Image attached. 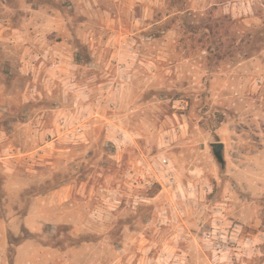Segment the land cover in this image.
I'll return each instance as SVG.
<instances>
[{"label": "rangeland", "instance_id": "1", "mask_svg": "<svg viewBox=\"0 0 264 264\" xmlns=\"http://www.w3.org/2000/svg\"><path fill=\"white\" fill-rule=\"evenodd\" d=\"M1 236L5 264H264V0H0Z\"/></svg>", "mask_w": 264, "mask_h": 264}, {"label": "crops", "instance_id": "2", "mask_svg": "<svg viewBox=\"0 0 264 264\" xmlns=\"http://www.w3.org/2000/svg\"><path fill=\"white\" fill-rule=\"evenodd\" d=\"M36 216H37V212H35V209H32L24 218H23V222L25 224H35L37 219H36ZM18 221V219L14 218V219H11L8 221V225L9 224H13V223H16ZM7 247H8V242L5 238V236H1V239H0V264H5L6 263V250H7ZM27 247H33V251L31 253V255H29V261L32 263H35V258H36V252L37 251V248H36V245L34 242L32 241H27V242H24L22 244H20L18 247H17V255H16V264H19V262H21L20 258H21V254L23 251H26L29 253V251L27 250Z\"/></svg>", "mask_w": 264, "mask_h": 264}, {"label": "trees", "instance_id": "3", "mask_svg": "<svg viewBox=\"0 0 264 264\" xmlns=\"http://www.w3.org/2000/svg\"><path fill=\"white\" fill-rule=\"evenodd\" d=\"M221 149L219 150V152L217 154H215V152L213 150V154L215 155V157H216L217 161L219 162V164L221 165V167H223V165H224V159H223V156H222Z\"/></svg>", "mask_w": 264, "mask_h": 264}, {"label": "water", "instance_id": "4", "mask_svg": "<svg viewBox=\"0 0 264 264\" xmlns=\"http://www.w3.org/2000/svg\"><path fill=\"white\" fill-rule=\"evenodd\" d=\"M212 148H213L215 154H217L219 152V150L222 148V144L221 143H214V144H212Z\"/></svg>", "mask_w": 264, "mask_h": 264}]
</instances>
